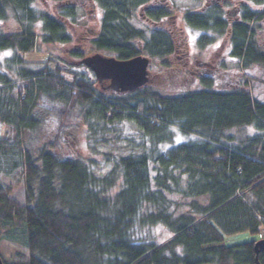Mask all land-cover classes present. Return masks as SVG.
Wrapping results in <instances>:
<instances>
[{
	"label": "trees",
	"instance_id": "trees-1",
	"mask_svg": "<svg viewBox=\"0 0 264 264\" xmlns=\"http://www.w3.org/2000/svg\"><path fill=\"white\" fill-rule=\"evenodd\" d=\"M92 1L102 10L91 40L96 52L119 59L144 54L151 69L159 63L164 74L172 70L170 59L185 39L167 7L147 6L154 24L148 35L132 19L150 0ZM37 3L0 0V22L13 16L20 28L0 33V55L15 52L0 58V241L26 250L15 264H256L257 239L223 244L225 234L259 236L264 225V101L246 87L248 79L228 85L216 73L191 72L187 80H198L196 88L193 82L164 94L147 84L116 93L102 89L84 64L67 71L71 80L58 65L28 67L20 53L37 48V26L44 42L70 43L61 17L77 18L72 5L56 16ZM183 20L203 32L201 49L224 36L227 62L264 67V0H247L233 19L210 4L186 11ZM75 118L93 147L108 144L126 122L141 138H125L130 151L106 153L105 165L62 157L56 150ZM47 122L57 125L55 140L35 150L26 134ZM177 131L188 139L177 140ZM8 178L23 183V203L13 198ZM157 225L171 231L160 243L150 238ZM258 258L264 264V250Z\"/></svg>",
	"mask_w": 264,
	"mask_h": 264
},
{
	"label": "rangeland",
	"instance_id": "rangeland-1",
	"mask_svg": "<svg viewBox=\"0 0 264 264\" xmlns=\"http://www.w3.org/2000/svg\"><path fill=\"white\" fill-rule=\"evenodd\" d=\"M246 2L247 0H150L149 4L139 7L132 21L137 27L145 29L148 35L153 29L154 24L148 19L147 6L167 7L177 22V29L183 32L185 39L183 44L178 47L174 56L171 57L170 61L172 70L167 74L163 73V69L159 63H154V66L157 65L152 69L149 66L150 80L148 84H151L154 89H157L164 94H174L182 89L188 88V85L193 82H197L193 88L199 86L198 80H191L192 82L187 80L192 78L189 76L191 72H193L194 75H200L203 71H207L209 74L216 73V75L219 76V80H222V83L228 85L237 83L238 80L244 84L245 78H247L248 83L246 87L252 91L254 97L264 101V67L253 65L252 67L245 69L240 66L237 60L227 62L225 56L228 54V43H226L224 36L218 37L211 46L201 49L198 43V38L203 32L193 30L188 27L183 20L186 11H200L208 7L210 4L220 5L226 13H228L229 18L233 19L237 17L240 6ZM66 5H72L77 13V18L73 22L67 20L65 17H61L67 25V31L71 34L72 41L70 43H46L42 40L43 32L41 31V28L37 26L36 33L39 36L37 48L27 54L20 53V55L24 61H26L25 65L35 69L44 68L45 66L54 69L58 65L63 69L67 78L71 80V76L67 71L75 70L77 66L83 64V58H81L82 55L88 56L96 53L91 40L99 32L102 10L92 0H38L36 6L39 9H46L52 14L59 16L61 14L60 12H62V8ZM262 25L263 32L260 33V40L264 42V22ZM18 31H20V28L13 16H10L6 21L0 22V33H15ZM210 34L212 33L210 32ZM77 53L82 55L77 56ZM101 53L106 56L112 55L106 51H101ZM14 54V51H6L0 55V58L4 60L5 57H13ZM220 62H226V69L220 67ZM211 70L214 73H211ZM179 74L181 80L176 78V75ZM107 84L108 82L102 83L101 88L111 91L105 89ZM76 120L77 119L75 118L72 124L69 125L67 128V134L59 142V147L56 151L62 157H83L85 159H92L100 165H105L104 160L106 153H111L113 156H119V154L130 151L124 149V146L127 144L125 138H141L138 131L131 124L126 122L122 126V133L118 132V134L113 133L108 135V144H94L95 147H93V144L91 146L88 145V141L86 140V138H88L86 126L83 124L81 125V122L78 123ZM56 131L57 125L47 122L38 132L32 134L27 133L24 141L37 150L45 143L54 142ZM120 134H122L121 140L114 142L110 139ZM176 138L179 141H185L188 139V136L177 131ZM109 168L110 165L108 164L102 168V172L105 173ZM7 182L13 185V198L20 203H23L25 199L23 183H15L16 180L13 178H8ZM200 200L205 202V199ZM143 232H145V230ZM151 232L150 238L158 243L165 241L171 235V231L164 225L155 226ZM261 235L262 234L258 236L250 232L225 234L223 244L234 245L252 241L254 239H264V235ZM17 252L26 253V250L19 244L9 240L0 241V254L8 264L18 263Z\"/></svg>",
	"mask_w": 264,
	"mask_h": 264
},
{
	"label": "water",
	"instance_id": "water-1",
	"mask_svg": "<svg viewBox=\"0 0 264 264\" xmlns=\"http://www.w3.org/2000/svg\"><path fill=\"white\" fill-rule=\"evenodd\" d=\"M151 59L137 55L128 59L106 56L100 52L83 57L82 63L96 75L99 83L108 82L106 89L116 93H127L137 90L149 83V66ZM256 264H261L258 255L264 250V239L255 243ZM0 264H6L0 256ZM216 264V263H203Z\"/></svg>",
	"mask_w": 264,
	"mask_h": 264
},
{
	"label": "built area",
	"instance_id": "built-area-1",
	"mask_svg": "<svg viewBox=\"0 0 264 264\" xmlns=\"http://www.w3.org/2000/svg\"><path fill=\"white\" fill-rule=\"evenodd\" d=\"M262 235H264V228L262 229Z\"/></svg>",
	"mask_w": 264,
	"mask_h": 264
},
{
	"label": "flooded vegetation",
	"instance_id": "flooded-vegetation-1",
	"mask_svg": "<svg viewBox=\"0 0 264 264\" xmlns=\"http://www.w3.org/2000/svg\"><path fill=\"white\" fill-rule=\"evenodd\" d=\"M202 65V64H201ZM211 73H214L212 70H211Z\"/></svg>",
	"mask_w": 264,
	"mask_h": 264
}]
</instances>
